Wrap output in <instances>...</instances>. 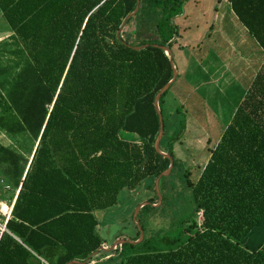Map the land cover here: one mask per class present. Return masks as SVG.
<instances>
[{"label": "trees", "instance_id": "16d2710c", "mask_svg": "<svg viewBox=\"0 0 264 264\" xmlns=\"http://www.w3.org/2000/svg\"><path fill=\"white\" fill-rule=\"evenodd\" d=\"M189 1L0 0L12 32L0 44V132L19 145H0V183L20 190L0 264H264V239L252 242L264 225V64L196 182L173 151L186 118L165 144L164 134L161 149L175 161L160 182L170 233L148 225L142 243L94 257L106 243L97 212L143 185L159 199L170 160L155 148V98L174 76L162 47L175 53L174 20ZM138 2L131 42L119 31ZM230 3L264 52V0ZM173 86L160 100L165 133Z\"/></svg>", "mask_w": 264, "mask_h": 264}, {"label": "rangeland", "instance_id": "374dc122", "mask_svg": "<svg viewBox=\"0 0 264 264\" xmlns=\"http://www.w3.org/2000/svg\"><path fill=\"white\" fill-rule=\"evenodd\" d=\"M188 5L187 17L174 20L181 32L175 40L174 58L178 62V72L183 71V77L177 79L165 98L167 131L163 143L171 137L183 115L187 120L186 130L174 143L173 151L175 157L191 170V179L196 182L210 160L211 151L220 143L239 103L264 64V52L233 13L230 0H190ZM2 25L0 19V28ZM134 29L135 23L132 22L124 28L122 35L134 41ZM190 30H198L196 38L188 36ZM11 35V31L0 32V44L9 40ZM8 57L6 55L3 61H7ZM0 137L8 146H19L15 139ZM20 141H25V138ZM161 150L167 153L164 147ZM0 185L4 187L0 188V195L6 197V185ZM168 186L169 193H173V184ZM13 193L10 189L8 200L13 199ZM152 198L153 189L143 185L138 190L123 193L118 206L112 210L97 212L101 223L99 233L106 241L103 246L111 249L119 240L138 241L140 230L135 213L139 206ZM153 200V205H158L159 199ZM160 206H153L139 217L141 227H146V237L149 235L148 225L154 227L155 232L162 229L168 234L171 231L169 224L173 214L166 204ZM10 209L0 207V215H8ZM195 221L199 226L203 225L202 213ZM253 237V244L264 239V225ZM105 252L107 255L114 251ZM106 255H100L101 260L106 261L109 258Z\"/></svg>", "mask_w": 264, "mask_h": 264}, {"label": "water", "instance_id": "95a60500", "mask_svg": "<svg viewBox=\"0 0 264 264\" xmlns=\"http://www.w3.org/2000/svg\"><path fill=\"white\" fill-rule=\"evenodd\" d=\"M139 10H140V2H138V5L136 7V10L127 16V18L123 21L122 25H121V28H120V31H119V35L122 33V31L124 30V28L126 27L127 23L129 20H131L133 17H135L138 13H139ZM148 46H144V47H139L137 48L138 50H142L144 48H147ZM166 53L169 55L170 57V62H171V66L173 68V72H174V76H173V79L158 93V95L156 96L155 98V107H156V110H157V113L160 117V132H159V135H158V138L156 140V143H155V148H156V151L157 153L163 155L165 158H168L170 160V167L167 171H165L164 173H162L158 179L156 180V192H157V195H158V198H159V203L158 205H153L151 204L150 202H146V203H143L141 206H139V208L137 209V212L135 213V221L137 223V225L139 226V230H140V239L136 242H128L126 240H119L117 241L112 247L111 249H107L106 247H101V249L98 251L96 255H98L100 253V251H114L116 250L118 247H121L123 246L124 244L126 243H131V244H140L143 242L144 238H145V234H144V230L143 228L141 227L140 225V221H139V214H140V211L142 210V208H144L145 206H148V205H153L155 207H159L162 202H163V196L161 194V191H160V182H161V179L163 177H168L170 176V174L172 173L173 169H174V164H175V161H174V158L169 155V154H166L164 153L162 150H161V142L164 138V134H165V123H164V117H163V114H162V111L160 109V100L162 98V96L171 88V86L177 81L178 79V76H179V72H178V69L176 67V64H175V60H174V54L171 50L170 47H162ZM69 264H85V263H80V262H77V261H73Z\"/></svg>", "mask_w": 264, "mask_h": 264}, {"label": "crops", "instance_id": "0c3cea01", "mask_svg": "<svg viewBox=\"0 0 264 264\" xmlns=\"http://www.w3.org/2000/svg\"><path fill=\"white\" fill-rule=\"evenodd\" d=\"M204 2L206 1V0H203ZM207 1H210V0H207ZM212 1V0H211ZM187 6V5H186ZM190 8V5H188L187 7H185V12H184V14L182 15V16H180L181 18H185V17H187V13H186V11H188V9ZM0 19L3 21V25H2V28H0V32H10V28H9V26L5 23V21L3 20V18H2V15H1V13H0ZM190 20H191V18H190ZM1 27V26H0ZM188 27H190V26H188ZM191 31V34H189L188 36H191V38L192 37H194V38H196L197 37V34H198V30H196V31H192V30H190ZM12 33V32H11ZM190 38V39H191ZM183 77V71L181 70V73H179V77H178V79H180V78H182ZM175 85V84H174ZM3 136V137H8L6 134H4L3 132H0V136ZM9 138V137H8ZM0 145H3V146H8V145H6V144H4L3 142H2V138L0 137ZM1 183H3V184H5L4 182H1ZM0 183V184H1ZM6 185V184H5ZM0 188H3L4 189V187H1V185H0ZM5 188H6V197H2L1 195H0V207H3V208H6V209H9L10 207H11V209H10V212H9V214L7 215V214H3L4 216H1L0 215V218H2L3 220H7V222L9 221V219L12 217V211H13V207H14V205H15V203H16V200H17V197H18V194H19V191L20 190H16V191H14L11 187H9V186H5ZM10 189H12L13 191H14V193L12 194V198L13 199H9L8 200V195H11L10 194ZM98 255H100V254H98ZM98 255H96V256H98ZM96 256H94V257H96Z\"/></svg>", "mask_w": 264, "mask_h": 264}, {"label": "built area", "instance_id": "2783aa9c", "mask_svg": "<svg viewBox=\"0 0 264 264\" xmlns=\"http://www.w3.org/2000/svg\"><path fill=\"white\" fill-rule=\"evenodd\" d=\"M8 233L7 229V220H3L0 218V238L5 234Z\"/></svg>", "mask_w": 264, "mask_h": 264}, {"label": "bare ground", "instance_id": "6f19581e", "mask_svg": "<svg viewBox=\"0 0 264 264\" xmlns=\"http://www.w3.org/2000/svg\"><path fill=\"white\" fill-rule=\"evenodd\" d=\"M4 209H6V208H4Z\"/></svg>", "mask_w": 264, "mask_h": 264}]
</instances>
